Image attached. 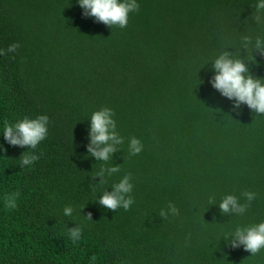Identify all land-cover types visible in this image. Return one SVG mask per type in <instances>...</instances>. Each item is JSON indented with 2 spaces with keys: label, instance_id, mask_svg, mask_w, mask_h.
<instances>
[{
  "label": "trees",
  "instance_id": "16d2710c",
  "mask_svg": "<svg viewBox=\"0 0 264 264\" xmlns=\"http://www.w3.org/2000/svg\"><path fill=\"white\" fill-rule=\"evenodd\" d=\"M137 2L128 26L111 29L78 0H0V49L21 45L0 56V264H264V249L252 256L224 240L264 222V115L234 110L210 83L225 49L264 79V56L242 49L243 35L264 38L251 20L258 0ZM104 107L124 139L106 164L87 151L91 115ZM39 115L49 117L40 159L21 167L28 149L6 143L4 124ZM111 165L121 171L93 179ZM129 173L130 210L99 205ZM244 191L257 194L247 211L222 215V198L246 203ZM170 203L179 215L161 218Z\"/></svg>",
  "mask_w": 264,
  "mask_h": 264
},
{
  "label": "clouds",
  "instance_id": "9594fccd",
  "mask_svg": "<svg viewBox=\"0 0 264 264\" xmlns=\"http://www.w3.org/2000/svg\"><path fill=\"white\" fill-rule=\"evenodd\" d=\"M79 6L83 9L85 17H93L97 23H103L109 28L114 26L121 29L129 24L130 15L138 12L140 5L137 0H78ZM256 14H253L251 20L255 24H264V0H258L255 4ZM242 49L246 52L251 48L253 52H258L264 56V38L251 36H242ZM21 45L19 43L11 44L6 50L0 49V56L7 53H15ZM255 59V57H254ZM249 62L241 53L223 50L212 62L215 75L210 80L214 89L229 100L234 101V110L240 109L242 105H247L257 115H264V79L254 76L249 69ZM115 113L112 109L104 107L95 111L90 118L91 126L89 131L90 143L87 145V151L91 157L105 164L113 158L119 150V145L124 143L123 137L117 131V122L114 119ZM49 117L39 115L35 118L24 117L14 125L5 122L3 129V138L8 145L13 147L27 148L20 157L21 167L30 166L40 159L35 150L39 144L47 138ZM0 150L7 151L0 144ZM143 150L142 142L132 137L130 138L128 151L131 155H138ZM121 171L120 165H111L109 167L101 166L95 173L93 179L100 178V184L106 182L105 176H112ZM131 173L123 176L118 183L111 187V191L105 190L99 197L98 203L106 210L116 212L123 208L130 210L134 199L130 195L133 191ZM19 192L9 194L5 197L4 205L6 208H15ZM246 203H241L240 197L235 195H226L222 198L218 207L222 215H243L251 202L256 199L257 194L251 191L242 193ZM210 203L215 204L214 197L210 198ZM83 211V210H82ZM73 207L67 206L63 210L64 216H72ZM171 216H178L179 210L174 204H169L167 209H161L159 216L167 219ZM86 220L93 221L92 213L84 216ZM83 229L79 225L68 229V235L73 243L79 241ZM228 246L233 249L243 247L244 251L257 255L264 249V222L250 225L247 227H237L230 237H225ZM95 256L92 257L94 261Z\"/></svg>",
  "mask_w": 264,
  "mask_h": 264
}]
</instances>
